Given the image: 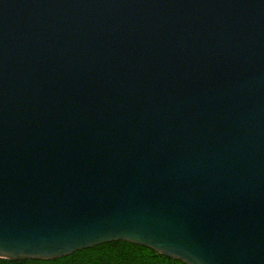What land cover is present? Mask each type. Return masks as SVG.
<instances>
[{
  "label": "water",
  "instance_id": "1",
  "mask_svg": "<svg viewBox=\"0 0 264 264\" xmlns=\"http://www.w3.org/2000/svg\"><path fill=\"white\" fill-rule=\"evenodd\" d=\"M111 241L264 264V0H0V258Z\"/></svg>",
  "mask_w": 264,
  "mask_h": 264
},
{
  "label": "trees",
  "instance_id": "2",
  "mask_svg": "<svg viewBox=\"0 0 264 264\" xmlns=\"http://www.w3.org/2000/svg\"><path fill=\"white\" fill-rule=\"evenodd\" d=\"M33 261L43 262V264H52V262L57 264H184L182 261L167 258L146 247L124 241L98 244L49 260L0 258V264H26Z\"/></svg>",
  "mask_w": 264,
  "mask_h": 264
},
{
  "label": "snow or ice",
  "instance_id": "3",
  "mask_svg": "<svg viewBox=\"0 0 264 264\" xmlns=\"http://www.w3.org/2000/svg\"><path fill=\"white\" fill-rule=\"evenodd\" d=\"M26 264H43V262L33 261V262H26ZM52 264H57V262H52Z\"/></svg>",
  "mask_w": 264,
  "mask_h": 264
}]
</instances>
